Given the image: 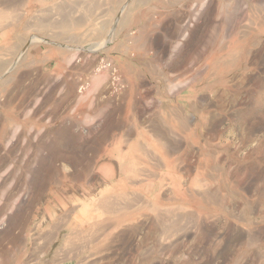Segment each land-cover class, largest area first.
<instances>
[{
    "label": "rangeland",
    "instance_id": "rangeland-1",
    "mask_svg": "<svg viewBox=\"0 0 264 264\" xmlns=\"http://www.w3.org/2000/svg\"><path fill=\"white\" fill-rule=\"evenodd\" d=\"M0 264H264V0H0Z\"/></svg>",
    "mask_w": 264,
    "mask_h": 264
}]
</instances>
